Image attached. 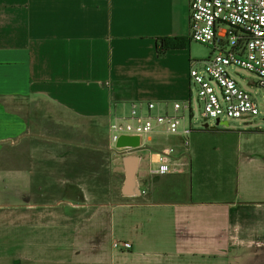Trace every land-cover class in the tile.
<instances>
[{
  "label": "crops",
  "instance_id": "1",
  "mask_svg": "<svg viewBox=\"0 0 264 264\" xmlns=\"http://www.w3.org/2000/svg\"><path fill=\"white\" fill-rule=\"evenodd\" d=\"M189 3L0 0V197L25 226L2 251L22 247L26 264H264V144L172 135L167 157L152 133L129 153L109 147L125 103L171 112L189 98L188 47L156 44L188 37ZM125 154L140 157L138 196L122 194Z\"/></svg>",
  "mask_w": 264,
  "mask_h": 264
},
{
  "label": "built area",
  "instance_id": "2",
  "mask_svg": "<svg viewBox=\"0 0 264 264\" xmlns=\"http://www.w3.org/2000/svg\"><path fill=\"white\" fill-rule=\"evenodd\" d=\"M188 20L190 41L211 49L207 59L191 63L189 98L175 101L171 112L162 110L153 101L131 102L130 114L116 116L110 123L109 147L112 151H132L130 147H117L122 135H139L143 140L152 133L178 135L189 145L190 139L200 130L182 125V121L192 119L196 108L208 127L211 120L216 121V125L223 123V119L247 122L248 117L261 113L253 93L239 83L230 70L253 73L258 85L264 88V0H190ZM193 86L197 93L195 99ZM163 153L169 157L174 149H165ZM170 171L171 163L163 162L154 173ZM124 247L131 248V243L125 242Z\"/></svg>",
  "mask_w": 264,
  "mask_h": 264
},
{
  "label": "rangeland",
  "instance_id": "3",
  "mask_svg": "<svg viewBox=\"0 0 264 264\" xmlns=\"http://www.w3.org/2000/svg\"><path fill=\"white\" fill-rule=\"evenodd\" d=\"M188 38H190V25L188 21ZM188 52L191 55L192 60H205L209 57L211 53V49L209 46L202 44L197 41H190L188 44ZM190 61V62H191ZM192 63V62H191ZM232 75L241 83L245 88L250 90L255 96L257 103L259 105L260 114L256 116L248 117L247 122H243L241 119H223L221 120L223 123L216 125V121L211 120L209 122V127L204 128V120L201 117V111L199 109H195L194 116L192 119L187 118L182 121V125H192L194 129L200 130L198 131L193 138L195 141L200 142L201 144L207 145V147H215V145H222L225 142L233 147L237 145L238 147H243L245 143V139H251L255 144H264V88L258 85V78L251 72L243 69H231ZM257 83V84H256ZM193 97L194 99L197 97V93L193 86ZM173 107V106H172ZM131 112V103L124 104L123 113L129 115ZM182 116V113H180ZM233 129L236 131L234 132ZM216 130V131H214ZM151 142L149 145H161L168 146L169 148L173 147V144L181 141V139L175 138L172 135H163V134H154L151 136ZM196 137V138H195ZM192 140H190L191 143ZM194 141V142H195ZM193 143V141H192ZM191 143V144H192ZM8 181V179H5ZM9 198L7 195L0 197V250L8 248V241L11 239L12 235L15 234H23V222H16L15 225L11 221L8 222L9 213L22 212L23 209H14V207L9 206ZM12 201V200H11ZM50 211V210H49ZM9 231V232H8ZM23 237V236H22ZM22 238H16L15 240H19ZM14 240V241H15ZM6 246V247H5ZM23 248L16 246L10 251H0L1 255L6 256L7 253L11 255V257L0 258V264H26L23 261Z\"/></svg>",
  "mask_w": 264,
  "mask_h": 264
},
{
  "label": "water",
  "instance_id": "4",
  "mask_svg": "<svg viewBox=\"0 0 264 264\" xmlns=\"http://www.w3.org/2000/svg\"><path fill=\"white\" fill-rule=\"evenodd\" d=\"M208 127V124L204 125ZM143 137L139 135H122L118 142V148L130 147L136 150L142 146ZM140 157L135 154H125L123 156V164L125 168V181L122 187V194L124 196H138L140 195V187L137 181V171L139 167Z\"/></svg>",
  "mask_w": 264,
  "mask_h": 264
},
{
  "label": "trees",
  "instance_id": "5",
  "mask_svg": "<svg viewBox=\"0 0 264 264\" xmlns=\"http://www.w3.org/2000/svg\"><path fill=\"white\" fill-rule=\"evenodd\" d=\"M190 39L188 37L160 36L156 38L159 56H164L169 50L187 48ZM216 131V130H214Z\"/></svg>",
  "mask_w": 264,
  "mask_h": 264
}]
</instances>
